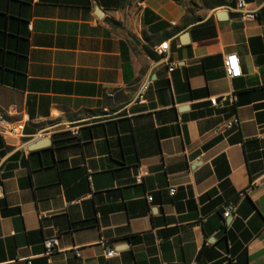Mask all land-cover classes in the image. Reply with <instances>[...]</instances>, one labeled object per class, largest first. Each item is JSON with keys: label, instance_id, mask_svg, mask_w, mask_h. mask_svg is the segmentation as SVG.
Returning <instances> with one entry per match:
<instances>
[{"label": "crops", "instance_id": "1", "mask_svg": "<svg viewBox=\"0 0 264 264\" xmlns=\"http://www.w3.org/2000/svg\"><path fill=\"white\" fill-rule=\"evenodd\" d=\"M237 1L0 0V114L28 120L0 136V264H264V0Z\"/></svg>", "mask_w": 264, "mask_h": 264}, {"label": "built area", "instance_id": "2", "mask_svg": "<svg viewBox=\"0 0 264 264\" xmlns=\"http://www.w3.org/2000/svg\"><path fill=\"white\" fill-rule=\"evenodd\" d=\"M236 8L243 21H255L258 18V13L256 11H250L244 0H238ZM167 50H168V43H163L156 48V52L160 56H163L164 54H166ZM223 70H224L225 76L228 79H235V78L240 77L241 71L239 67V60L235 54L227 55L224 58ZM168 71L169 72L173 71V66L169 67ZM225 99H226L225 97H222L220 99L211 98L209 99L210 106L212 108L222 107L221 103H223ZM229 99L231 100L232 103L236 102L235 96H231L229 97ZM137 100L140 104L144 102L143 91H140V93L138 94ZM27 121H28L27 119H22L16 123H9L4 118V116L0 114V136L5 139H19L23 137L24 127ZM238 124H239L238 120L234 118L226 122L225 125L223 126V129L230 130L233 127L238 126ZM55 127H56L55 125H51L46 129L40 130L35 135H33L32 138H36V139L49 138L53 134V129ZM65 131L68 132L71 137L78 136V128H71L69 126H66ZM144 176H145V173L142 170H139L135 177L136 183L138 184L142 183V179ZM262 177L264 178V173ZM249 190L250 188L246 189L244 192H241L239 196L244 197ZM169 194L170 196H174L175 189L170 188ZM146 200L147 202H151L152 199L150 196H148ZM232 211L233 209L231 207L226 208L223 212V218L227 219L228 217H230L232 215ZM55 244H56L55 238H48L44 241L43 245H44V255L45 256H50L54 253ZM115 255L116 253L113 250H108L105 252L106 259L114 257Z\"/></svg>", "mask_w": 264, "mask_h": 264}, {"label": "water", "instance_id": "3", "mask_svg": "<svg viewBox=\"0 0 264 264\" xmlns=\"http://www.w3.org/2000/svg\"><path fill=\"white\" fill-rule=\"evenodd\" d=\"M226 15L224 14V13H218L217 14V17H222V18H224Z\"/></svg>", "mask_w": 264, "mask_h": 264}]
</instances>
